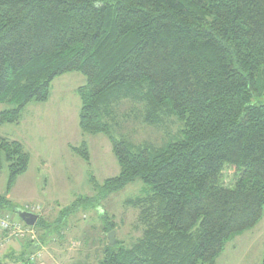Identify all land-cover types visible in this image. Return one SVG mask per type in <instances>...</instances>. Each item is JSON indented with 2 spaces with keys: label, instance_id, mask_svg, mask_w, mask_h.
I'll return each instance as SVG.
<instances>
[{
  "label": "trees",
  "instance_id": "trees-1",
  "mask_svg": "<svg viewBox=\"0 0 264 264\" xmlns=\"http://www.w3.org/2000/svg\"><path fill=\"white\" fill-rule=\"evenodd\" d=\"M70 73L86 78L82 133L105 135L120 166L102 197L137 179L150 189L126 202L142 237L131 248L108 240L100 264H217L263 220L264 104L252 102L264 98V0H0V127L20 124ZM127 101L147 126L176 119L181 130L158 147L117 139L116 109ZM70 149L90 161L87 143ZM3 161L10 191L30 156L0 135V170ZM11 207L0 195V213ZM101 216L106 235L116 230ZM32 243L21 264H33Z\"/></svg>",
  "mask_w": 264,
  "mask_h": 264
},
{
  "label": "rangeland",
  "instance_id": "rangeland-1",
  "mask_svg": "<svg viewBox=\"0 0 264 264\" xmlns=\"http://www.w3.org/2000/svg\"><path fill=\"white\" fill-rule=\"evenodd\" d=\"M85 84L86 78L80 73L57 78L52 84L48 102L30 104L24 111L20 124L0 127L1 136L20 142L30 156L28 172L18 178L10 191L9 170L7 163L3 161L4 168L0 170V195L8 194L12 203V207L5 213H9L12 219L21 221L18 211L35 208V213L44 217L47 225H53L52 230L46 229L39 222L40 218L35 226L37 233L42 235L52 232L51 245L57 248L51 252L50 246L48 247L50 255L47 260L53 264H76L80 258V264L101 263L110 234L106 235L103 231L101 213L104 212L109 215L111 222L117 224L114 231L116 242L118 240L121 243L119 247L131 248L143 235L137 223L138 212L126 206L128 200L150 192L142 180L137 179L108 198L101 195L100 186L108 179L117 177L120 166L111 142L105 135H86L80 129L82 102L77 91ZM252 103L264 104V98L254 97ZM7 108L6 104H0V113ZM135 108L139 109L130 101L117 106L118 125L113 127V134L117 139L125 138L136 146L150 144L158 147L172 141L173 136L181 130L176 119L168 120L164 128L147 126ZM83 143H87L89 147V162L70 149V146L80 147ZM227 183H230L229 179ZM86 199L91 201H79ZM93 203L98 204V208ZM67 209H71L70 213H66L63 218L61 213ZM248 232L250 233H244L242 237H236L228 243L217 264L262 263L264 218L252 232ZM6 263L16 264L12 260L2 264ZM17 264H21V260Z\"/></svg>",
  "mask_w": 264,
  "mask_h": 264
},
{
  "label": "built area",
  "instance_id": "built-area-1",
  "mask_svg": "<svg viewBox=\"0 0 264 264\" xmlns=\"http://www.w3.org/2000/svg\"><path fill=\"white\" fill-rule=\"evenodd\" d=\"M29 212L35 213L36 210L33 208H27ZM29 240L33 242V246L36 249L32 254L29 255L30 262L34 263L38 259L42 258L43 250H39L40 247H43L37 231L33 227H28L24 223L12 219L10 214L0 213V254L2 250L9 244L11 241L20 242Z\"/></svg>",
  "mask_w": 264,
  "mask_h": 264
},
{
  "label": "crops",
  "instance_id": "crops-1",
  "mask_svg": "<svg viewBox=\"0 0 264 264\" xmlns=\"http://www.w3.org/2000/svg\"><path fill=\"white\" fill-rule=\"evenodd\" d=\"M251 232H252V230H251ZM246 233H250V232H246ZM243 235H240L238 237H242ZM51 242H53V241H51ZM51 242H49L47 244L42 242L43 247H45L44 251H43V256H42V258L35 261L33 264H53L52 262L50 263L47 260V257L50 255L48 247L50 246L51 252L53 250H55L54 248H57V246L51 245ZM43 247H40L39 250H43ZM23 251H24V244L23 243H20V242L17 243L15 241H11L9 244L6 245L5 249L0 254V263L2 264V263H4V261L7 262L9 260H12L13 263H17V261L19 262L22 259V257H26V255L23 253ZM80 259L78 260V262L76 264H80V262H81ZM86 259H87V257H85V261H86ZM55 264H62V263L56 262Z\"/></svg>",
  "mask_w": 264,
  "mask_h": 264
},
{
  "label": "water",
  "instance_id": "water-1",
  "mask_svg": "<svg viewBox=\"0 0 264 264\" xmlns=\"http://www.w3.org/2000/svg\"><path fill=\"white\" fill-rule=\"evenodd\" d=\"M5 196H7V194ZM17 214L20 217L21 221H23L29 227H35L38 220L40 219L39 215H35V214L24 212V211H19ZM109 244L111 246L116 245V231L110 232Z\"/></svg>",
  "mask_w": 264,
  "mask_h": 264
}]
</instances>
